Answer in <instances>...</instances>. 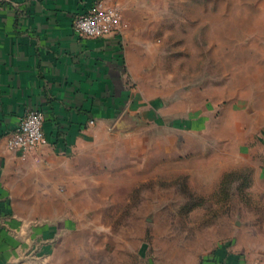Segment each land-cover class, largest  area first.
<instances>
[{"label":"rangeland","instance_id":"1","mask_svg":"<svg viewBox=\"0 0 264 264\" xmlns=\"http://www.w3.org/2000/svg\"><path fill=\"white\" fill-rule=\"evenodd\" d=\"M111 4L141 98L62 201L78 223L60 262L200 264L249 217L264 147V0Z\"/></svg>","mask_w":264,"mask_h":264},{"label":"crops","instance_id":"2","mask_svg":"<svg viewBox=\"0 0 264 264\" xmlns=\"http://www.w3.org/2000/svg\"><path fill=\"white\" fill-rule=\"evenodd\" d=\"M96 1L116 0H0V264H61L78 223L62 201L76 196L82 162L138 108L126 32L85 39L72 29ZM29 110L43 114V143L11 151L6 140ZM262 153L246 193L247 223H236L200 264L264 261V190L256 189L264 184L263 146Z\"/></svg>","mask_w":264,"mask_h":264},{"label":"built area","instance_id":"3","mask_svg":"<svg viewBox=\"0 0 264 264\" xmlns=\"http://www.w3.org/2000/svg\"><path fill=\"white\" fill-rule=\"evenodd\" d=\"M120 12L114 5H105L102 1L94 2L86 12L78 13L72 20V29L85 39L103 38L121 30ZM43 114L29 110L19 120L13 132L6 140V147L11 151L25 154L43 143ZM264 264V261L262 262Z\"/></svg>","mask_w":264,"mask_h":264}]
</instances>
